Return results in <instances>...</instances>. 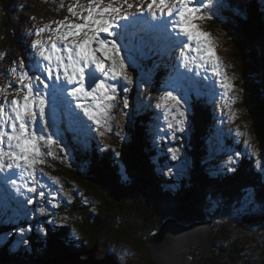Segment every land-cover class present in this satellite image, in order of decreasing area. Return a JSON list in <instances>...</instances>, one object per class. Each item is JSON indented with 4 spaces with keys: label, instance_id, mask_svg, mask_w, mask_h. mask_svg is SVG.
Returning a JSON list of instances; mask_svg holds the SVG:
<instances>
[{
    "label": "rangeland",
    "instance_id": "rangeland-1",
    "mask_svg": "<svg viewBox=\"0 0 264 264\" xmlns=\"http://www.w3.org/2000/svg\"><path fill=\"white\" fill-rule=\"evenodd\" d=\"M84 1L85 0H12V8L15 15H17L16 17L14 16L9 19V21L13 23V26H16V29L18 28L20 30V33L22 32L21 29H24V36L21 37L19 32H17L9 34V37L1 36L0 38V57L2 55L3 60H5V58L7 57L6 63L0 64V105L4 106V111L6 113H10V101L12 99H16L15 97L10 98V92L15 90L7 86L15 87L16 89H20L24 92H27V89L21 88L20 85L28 84L30 81L29 79L21 80L20 74L32 68L34 61H41V68L47 67L48 62L42 61V57L39 56V52L43 48V50H45L47 54V52L51 51V45L53 42L58 45L59 49V51L54 54L53 61L51 62L53 70V80H55V77L57 76V74H59L60 78L58 80H55L56 84L59 85L62 81L64 83H67L63 75V67H60L59 73H57L55 55H61L63 57L64 63H68V53L64 51L65 45L70 44L72 39H76L77 42H80L84 39L85 33H87L86 29L81 31L80 34L75 37H69L67 41L59 39V37L62 36L65 31L70 30L68 29L67 25L71 23H85V11L83 9ZM144 3L148 14L156 15L158 17V20L159 14H161L164 16V21L168 23L172 27V29H174L175 31L179 29L173 27L169 23L170 18L179 19L175 15L178 8L173 6L170 1H165L163 5H160L159 0H156V3L153 4V7L151 9L148 8V5L152 4V0H149L148 2L144 0ZM241 3L242 1L238 2L237 4L240 5ZM157 4L160 6V9L159 12L155 13L152 10L155 8V6H157ZM105 5L107 6V8H116L114 6V0H106ZM194 5L195 7H199L200 9L201 6L204 5V7L202 8L205 9L206 7H208L207 11H209L212 7H216L217 5H219V1L200 0L199 5H197L195 3V0H192V2L188 6L194 7ZM166 7H170L174 15L169 16L170 12L167 10ZM244 7V5H241L239 9L242 10L244 9ZM69 8L72 9L71 12L69 11ZM16 10H18V12ZM160 11L162 12L160 13ZM129 12L133 13V10H130ZM240 12L243 16L244 10L243 12ZM5 14L6 9L4 1L0 0V19L3 20ZM22 14L24 18H22ZM240 14H235L232 10H230V12L225 15L227 17L224 16L225 18L221 20L222 25H225L227 23L235 24L234 21L239 23V19L237 17ZM107 16L111 18V13H107ZM28 17L30 18L31 22H27ZM36 19H38V23H36ZM253 21L255 23L254 25H261V35L260 38L256 39V42L259 45L258 53L262 55V59L259 60L258 65L254 66V68L258 70L257 74L255 75V78L257 79L258 75L260 74L259 81L262 82L257 85V90L255 91L256 94L253 98V101L250 100L252 95L251 94L247 97L244 102L249 111V113L247 114L244 113V104H240L237 98L238 93L235 91L236 85L234 84L233 74L229 72L230 69L227 67V64L229 66L231 63V61L228 63L230 49L227 48L229 45L231 46V43L227 45V43L224 42H228L231 39L232 41L234 39H237L238 34L243 32L241 25H238V28L231 27L230 30L236 34L231 35L230 32L226 31V40L223 39V41L222 39H220L221 41L220 43H218L219 46L223 47V49H219L218 51L215 50L216 56L218 57L217 70L220 72L219 76H217L213 70L214 62L207 61L206 56L203 52L196 51L195 41L187 42V38L184 37V46L180 48L182 49V63H184L182 72L183 79L179 80L175 84L176 90L178 89V91L184 94L183 99L187 101L186 105L183 102H181L179 105H176L175 101L174 103L169 102V105H166L162 101L163 99L156 98V96L153 95V92L151 94L146 93V91L148 90V82L151 80V84L153 83L151 76L146 77L145 75H143L139 79L136 73H132L130 75L132 79V83H130V86L134 93V96L136 97V99L133 100L132 111L136 114H141V110L144 106L146 108H152L153 110H155V113L157 115L153 112V110H151L152 115L154 116L155 123H153V128H155L153 134V141L155 136L157 135V138L154 142V150H157L160 153L156 156V161H160L159 159L162 158L161 156L165 158L163 162L165 165H168L166 167L167 170L165 172H160L164 173L168 178L170 176L173 178L172 188H176L177 186V190L181 192L180 194H177L181 196L184 191L187 190V188H185L183 185L184 180L186 179L189 184L194 180L189 175L191 167L197 165V163H194V161H199L200 155H203L202 153H197V151L193 149L195 145L202 144V142H200L199 140H211V142H208V140L207 143L204 142V144H202L206 145L207 151L210 152V154L206 153V156L203 155L202 159L206 166L208 165L210 171L217 170V172L222 173L227 172L226 169L229 168H234L236 170L237 168L245 165V163L243 162H246L248 163L246 164L247 166L249 164H252V167L256 170V172L260 173L264 177V167H262L264 166V127H262V124L261 127L263 129L262 131L258 130V133L257 130H254L252 132V128H249L248 125L250 122L253 128H257V125H259L261 122L264 123V13L261 9H258V14L253 16ZM28 27L30 28L31 32L26 33V31L29 30ZM58 28L60 30L59 32H57ZM40 29H44V31L41 32ZM213 30L215 34H218L220 36L222 34V31H224H220V29L216 27H213ZM168 32H170V30ZM176 33L178 34L179 32L177 31ZM145 34L148 35L149 32H145ZM147 38L148 37L140 39L137 44L133 42L131 44L134 48H136L137 45L140 46L138 52L143 57H154V48L150 47L149 49V45L145 44L147 43ZM36 41H40V45H36ZM186 43L188 45L187 47H185ZM142 44L145 45L143 46ZM244 45H246L245 41ZM244 45H240V43L237 44V46L246 48ZM96 57L103 63L105 62L101 58V56L96 55ZM8 62H11V65L14 66V69L16 70L15 76L17 77H15V80H10L6 77V67ZM168 63L170 65V62ZM21 64H23L24 67H20ZM222 64H224V68L223 66H221ZM233 64L235 63L233 62L232 65ZM156 66L157 63L154 61L151 68H155ZM91 67H95V65H91ZM172 68L174 69L175 76L182 75L180 72L177 71L178 68L176 69V67L171 66V69ZM69 71L71 70L69 69ZM35 74L36 73H30V76ZM97 75L109 76L106 71H104V73L98 72ZM170 80L174 83L173 76ZM31 82L36 83L35 80H32ZM45 82L51 85L53 81L46 80ZM165 82L167 84H170L167 80ZM222 82L231 83V90L226 91L222 87ZM75 86L77 85H69L67 91H65L68 96V99L70 98L71 101H75V105L73 103H68V105L66 106V110L63 111L64 115H59L58 118L52 110H55V108L51 103L48 102V99H46L45 121L48 124H51L53 121H55L56 125L55 129L48 126L45 127L46 138L48 135H52L53 131H57L58 134L62 133L64 138L61 143L57 144L55 143L56 137L53 136L54 144L53 146H51V156L47 155L49 148L48 146H46L45 142H39V146L41 147L42 153L41 159L43 162L37 163L33 166L35 169L34 175L32 177H29L28 171L24 170L23 167L21 169L9 170L7 168V164L10 162V158L7 155H5L4 157L5 167L3 169H0V223L1 221L4 222V229L6 231H0V246H3L7 243H11L9 249H13L14 251L17 250V253L15 254L16 257L19 256L21 258L22 255L20 254V251L30 249L34 245H37V243L36 241H30V237L28 238L29 235L27 234V232L23 237L27 241V243L22 244L21 234L14 233L13 228L11 230L9 229V227H11V223L15 226L20 225L21 227H26L23 222L29 221V223H32L34 219L35 221L38 220L39 226L43 224L46 225L44 228L41 227V232L35 233V236H37L38 238L39 246L42 247L44 250H55L56 252L53 253L54 255L61 254V252H63L64 250L60 249H63V247H65L66 245H71L73 242H75V239L78 238L77 236H81L80 233L79 235L76 234L74 228L75 226H77V222L80 220V218L84 217L85 211H80L81 216L79 217V215L77 214V210H73L74 202L81 203L84 207H86V209H91V207L89 198L83 191L82 184L86 185V182L83 179L78 178L77 176L71 177L68 174L62 172L65 170H72L74 167H76L80 169L83 173H85V169L78 164H82V161H79L80 159L78 160V155L76 154V151L80 149L77 148L74 151L76 155L74 156L72 144L81 146L85 144V147H82L84 152L89 150H91L92 152H97L98 150L100 153L99 156L103 157L105 155L106 150L111 155H114L116 151H118V148L116 146V137H114L115 135L117 136L119 141L125 143L131 137V133H134L132 132V128H134L133 125L129 123V111L125 109L126 107L121 108L124 109L123 111H118L119 109L117 108L120 105L118 100H122V93H118L114 101H102V103L104 104H112V107L110 109H106L105 112H100V110L95 108L96 101L93 100L92 97L84 98L82 96L77 99L68 95V91H71V88ZM85 87L86 90L90 91V89L88 88L87 79L85 80ZM155 87L160 90L165 89V87H163L162 85ZM40 88L42 90L41 94L44 95L42 84L40 85ZM169 88V90L171 91L172 84H170ZM192 88H194V90ZM200 88H202V90ZM198 89H200V92ZM218 89L222 91L223 98L216 100L219 104L216 105V108L214 107L215 113L217 114L214 117V123L220 125H217V129H215L214 131H211L210 133L206 134L207 136L203 134L197 136L194 134L192 136V123L189 124V120L192 119V116L189 115L191 112L190 109L188 110L185 116H180V111H182L181 109L191 106V99L188 97V95L192 98L195 96L202 97V93H204V91H217ZM61 91L63 90L59 88L54 91V94L57 98V105L59 107L64 106ZM143 93H145V95H143ZM245 93L246 91L244 90V92H242V102L245 98ZM149 94L150 98H148ZM173 95L175 96V92H173ZM169 100L171 101V99ZM77 105H81V107H77ZM157 105H160V107H157ZM84 108H87L90 112H95L96 119L89 120L88 116L84 114ZM112 109H116V113L117 111L124 113L125 117L122 119V116L119 113L117 114V116H113V114L111 113ZM36 111L38 113V108H36ZM198 114L201 113L199 112ZM257 116H260L262 118L259 123ZM125 118H127V120ZM114 119L117 120V125L122 126L123 129L115 125L116 123L114 122ZM96 121H98L99 123H97ZM179 121H184V123L181 124L179 123ZM66 123H69L71 127H65L64 125ZM216 124H214V126ZM219 127L223 128V130H220ZM67 129H70V133H68L70 134V136L68 139L65 138V133ZM0 130L10 134V128H8L7 125H5ZM225 131H228V133L226 134L231 137L230 143L225 137ZM93 135L97 136L102 143H105V145H107V149H103V147H100L98 143H94L93 146H91L92 144L89 143L88 136L93 137ZM243 135H245V137ZM255 136H257L258 138H255ZM245 138L248 142L245 140ZM64 142H67L68 144H65ZM111 144L113 147H109V145ZM0 147H3L5 153H8L9 151H16L14 147L11 149L9 148L7 135L4 136L3 144L0 145ZM190 150L193 152L194 156L190 154ZM230 156L232 157L231 160H229ZM112 160V157H109V161ZM21 164H23V161H21ZM125 166L128 165L125 164ZM131 166L137 168V165L134 162H131ZM187 169L188 172H186ZM30 170L31 169H29V171ZM121 170L124 172L122 168ZM135 171L142 173L140 172V170L137 169H135ZM197 172L201 173V176L203 177L201 169H197ZM60 173L65 175L62 176V174ZM190 173H192V171H190ZM9 175H11L12 177H10ZM124 175H126V177L129 179L128 182H132L130 180V178H132L130 174L124 172ZM193 175L195 180L197 181L198 176L194 174V171ZM159 177L161 180V176ZM182 178H184L183 181H181ZM178 182H181V184H179ZM152 187H158L161 192L165 189V187H167V192L171 188V186L169 187L168 185L163 186L157 184H152ZM161 187H164V189H162ZM207 187L210 188L211 186L207 185ZM193 188L194 186L191 185V189ZM211 188L216 189L213 187ZM31 189H36V191L33 192L31 191ZM41 191L44 193L43 196L39 195ZM246 192H248L246 197H243L241 201H243V207L248 208L249 210L247 212L236 211L235 215L243 214V216L235 220L221 221L220 225L225 226L229 222H234L235 227L239 226L240 229L249 228L247 229V236L244 238V236L241 234L239 239L251 250L252 254H259L261 248L258 247L255 241L258 238L264 240V212L255 211L256 209L252 210L251 207L249 208V204L246 203V200L249 196H251L252 198L251 201L254 200L255 195L253 190L251 189L246 190ZM131 197L133 199H131L130 203H125L126 206L122 209V214L128 213L129 210L127 207L133 203L138 202V198L136 195H132ZM177 198L179 197H176L174 195L170 197L171 203L176 206L177 203L175 201ZM95 206L98 207V205ZM217 206L218 205L215 202H212L213 213L215 211V207ZM40 207L44 209L43 212L40 211V209H42ZM136 209L141 222L143 218L149 216H151L152 219L154 215H156L157 221L159 218H161V212H151L148 208L140 209L139 205L136 206ZM97 210L98 209L93 211L95 212ZM8 212H13V215H16L15 219L18 221L17 224H14L10 220V222H6L7 219L5 220L4 217H7L6 213ZM246 215H251L250 219H248V217L244 219ZM49 217L51 218V220H49ZM168 218L172 217H167L165 221ZM44 219L46 221L49 220L50 223H46ZM242 220L244 221L241 224ZM73 221H75L76 223H73ZM49 224H52L53 229L56 228L55 235H57V237H59V239L65 245H63L60 249L49 248V244L43 237V235L48 233ZM137 225L138 224H136V227ZM220 225L218 227H220ZM252 226L256 227V234L251 233L253 232ZM53 229L51 231H53ZM220 229L221 231H223L222 227H220ZM238 232L239 231L235 229L232 232L233 236L231 237V239L229 236H227V234L223 235L220 238L221 245H224L225 242H230L234 236H237V240L235 241L240 243L238 239ZM124 233L125 231L121 227H116V229L113 228L108 234L110 237L109 239L103 238L102 240H98L91 247L88 246L89 243L87 239L85 241L84 239L83 241L79 240L78 242L84 246L87 244V246L89 247L86 249L87 251H89L90 249L95 250V259L97 261V264H101L103 262H107L108 264H149L148 257L146 254L148 247H146L145 239L136 233L130 234L128 232L126 233L128 235ZM136 236L140 237V239L138 240ZM59 239H57L58 244H60L61 242ZM263 243L264 242H262V244ZM43 249H40L41 253L44 252ZM69 252H74V254H80L82 258H89L85 254V249L82 250L80 246H78L77 250L74 251L69 249L68 253ZM48 258H51V256H49ZM62 260L70 261V258L68 256L63 258ZM44 262L45 261H43L42 264ZM242 262H244L243 259L238 261V263ZM0 264H4V262L0 261Z\"/></svg>",
    "mask_w": 264,
    "mask_h": 264
},
{
    "label": "trees",
    "instance_id": "trees-1",
    "mask_svg": "<svg viewBox=\"0 0 264 264\" xmlns=\"http://www.w3.org/2000/svg\"><path fill=\"white\" fill-rule=\"evenodd\" d=\"M3 1L5 4L6 14L4 15L3 20L0 19V31H2L1 35L5 34L7 37H9L8 35L15 33L16 30V26H13V23L9 21V19L15 16V13L12 8V0ZM235 1L236 3L241 2L237 0ZM155 9L159 10L160 6L157 4V6H155ZM251 9L252 7H244V9L240 10L242 12L244 10V13L243 16L242 14H240L237 17L239 19V23L234 21L235 24L227 23L225 25H222L221 20L227 17L225 15H227L230 10H224L220 18L210 22L211 27L213 26L219 28L220 31L224 30L222 31L221 36H218V34H213L216 39L210 36L214 48H217L218 50L223 49V47L219 46L218 43H220V39H225V34L227 31L226 27L228 28V26H230L238 28V25L242 26L243 32L238 34V37L240 36L239 38L234 39L233 41L230 40L228 42L224 40L223 41L226 42L227 45L231 43V46L229 45L227 47L230 49L228 63L231 61L229 66L227 64V67L230 69L229 72L233 74L234 84L236 85L235 91L238 93L237 98L240 104H244L243 106L245 108V114L249 113L248 108L244 103L245 100L251 94L252 97L255 96L257 85L262 82L259 81L260 74L258 75L257 79L255 78L258 70L254 68V66L258 65L259 60L262 59V55L258 53L259 45L256 42V39L260 38L261 35V25H254L255 23L253 21V16L257 15L258 13L252 11ZM205 10L207 11L208 7L203 9L201 12L204 13L206 12ZM130 41L135 44L138 43L135 39H131ZM147 41L149 43V46L152 45V43L154 42V37L148 35ZM244 41L246 43V45H244L246 48L237 46L238 43L244 44ZM246 54H248L251 58L250 64L248 63V60L245 56ZM244 56L245 58L243 60ZM233 62L235 64L232 65ZM168 67L166 75L169 74L170 68ZM248 76L251 77V84L249 85L246 83L245 79ZM165 81L166 80L162 81L161 85L165 87L167 91H170V84H167ZM150 86L151 80L148 82L147 88L149 89ZM192 89L194 90V88ZM200 89H198L199 92ZM244 90L246 91V93L245 98L242 102V92H244ZM130 98L131 100L136 99V97H133L132 95L130 96ZM153 112L155 113L154 110ZM199 112L201 114H198ZM134 116L135 122L133 124L134 128H132L134 136H131L129 140L124 143L122 141H119L116 135H113L114 137H116V146L118 148V151H116L114 155H111L106 150L105 155L101 157L99 156L100 153L98 150L97 152H92L91 150L84 152L81 146L72 145L74 156H76L74 151L77 148L80 149L76 151V154L78 155V160L80 159L79 161H82V164H78L85 169V173H83L76 167H74L72 170H65L62 172L68 174L71 177L77 176L78 178L83 179L86 182V185L82 184L83 191L89 198L90 207L92 210L86 209V207H84L79 202H74L73 210H77V214L79 215V217L81 216L80 211H85V215L84 217L80 218V220L77 222V226H75V228L77 227L78 229L75 231L76 234L79 235L80 233L81 236H77L78 238L75 239V242L68 246H65L64 243L59 239V237L55 235L56 228L53 229L52 224H49L48 233L45 234L47 235L46 241L49 244V248L60 249L64 245L65 247L60 250H64L63 252H68L69 249L74 251L77 250L78 246H80L82 250L85 249V252H87L86 249L89 248L88 246L91 247L96 241L102 240L103 238L109 239L110 237L108 234L113 228L116 229V227H121L125 231L124 234L128 232L130 234L136 233L145 239L147 235L155 232L167 217H173L178 221L185 223L202 221L206 220L208 217H213L217 225L219 226L221 224V221L237 219V215H235V213L237 209L242 206L243 201L241 200L243 197H246L248 193L246 192V190L248 189L253 190L255 195L254 200L251 201V209H256L255 211H261V205L258 201L261 198H264V177L260 173L256 172V170L252 167V164H249L247 166L246 164L248 163L246 162H243L245 163V165L237 168L232 172L227 171L219 173L217 172V170L210 171L208 165L206 166V164L202 160L203 155L206 156L207 154H210V152L207 151V146L202 145L204 144V142L207 143L208 139L199 140L200 142H202V144L195 145L193 147V149L196 150L197 153L199 152L203 155H200L199 161H194V163H197V165L191 167L190 171H192V173H190L189 171V175L194 180L189 184L186 179H181V181L184 180L183 185L185 188H187V190L184 191L182 196L179 195L181 192L177 190V186L176 188H172L173 178L171 176L168 178L164 173H160V171L165 172L167 170L166 167L168 165H165L163 162L165 158L161 156L162 158L159 159L160 161H156V156L160 153L159 151L154 150L153 134L155 128H153L152 125L154 118L152 113H150V111H141V114H136L134 112ZM257 118L259 123L262 118L260 116H257ZM213 119L214 111L210 110L207 104L195 105L194 114L192 115V119L189 120V124L192 123L191 135H206L213 131L216 128H213ZM248 125L249 128H252V132L254 130L262 131V127H264V123L262 122L257 125V128H253L250 122ZM256 137L257 136H255V138ZM156 138L157 135L155 136V139ZM88 139L89 143L92 144L91 146H93L94 143H98L100 147H103V149H107V145H105V143H102L97 136H88ZM230 139L231 138H229V141ZM245 140L247 141L246 138ZM64 143L68 144L67 142ZM109 147H113L112 144L109 145ZM189 152L192 156H194L191 150ZM109 157H112L113 160L109 161ZM131 162H134L137 165V168L132 167ZM125 164H127L128 166H125ZM121 168L125 173H128L130 174V176H132V178H130L132 182H128L129 179L126 177V175H124V172L121 170ZM135 169L140 170V172L142 173L136 172ZM197 169L202 170L203 177H200L201 173H198ZM193 171L196 175L198 173L197 181L194 178ZM186 172H188V169L186 170ZM65 174H62V176H64ZM159 176H161V180ZM178 183L181 184V182ZM152 184L163 186L168 185L169 187L171 186V188L167 192V187H165V189L164 187H161L162 189H164L161 192L158 187H152ZM191 185L194 186L193 189H191ZM207 185H210L211 187L216 189H212L211 187L209 188L207 187ZM132 195L137 196L138 202L128 206L127 208L129 212L122 214V209L126 206L125 203H130L131 199H133L131 197ZM173 195L179 197L175 201L177 203V206L171 203L170 197ZM212 202H215L218 205L217 207H215L214 213L212 212ZM95 205H98V207ZM137 205L140 206V209L148 208L151 212H161L162 214L161 218H159L160 220L158 219L157 221V216L154 215L152 219L151 216H149L143 218L141 222L136 209ZM96 209L98 210L94 212L93 210ZM23 223L27 225L29 221H24ZM73 223L76 222L73 221ZM32 224L34 227L33 230L28 233V238L30 237V241H36L37 245H34L30 249L20 251V254L22 255L21 258L19 256L16 257L15 254L17 253V250L14 251L13 249H9L11 243L0 246V261H3L4 264H40L41 261L43 262L47 260L49 256H52L53 253L56 252L55 250H44L39 246L38 238L37 236H35V233H38L35 230V228L39 226L38 220L35 221L33 219ZM136 224H138L137 227ZM4 225V222L1 221L0 231H6L4 229ZM10 226L11 227H9V229L11 230L13 228L14 233H17L15 229L21 228L20 225L15 226L12 223L10 224ZM220 227L223 228V231H221ZM220 227L218 233L219 235L217 238V242L219 243V238H221L223 235L227 234V236H229L231 239V237L233 236L232 232L235 229L239 231L238 239L240 238L241 234L245 238L248 234L247 229H249H240L239 226L235 227L234 222H229L225 226L220 225ZM252 227L253 232H251V230L250 232L256 234V227ZM52 229L53 231H51ZM236 237L237 236H234L233 239L237 240ZM136 238L138 240L140 239V237L137 236ZM57 239L61 241L60 244L57 243ZM83 239L84 241L87 239L89 243L88 246L87 244L84 246L78 242L79 240L83 241ZM262 242H264V240L260 238L255 241L258 247L261 248V253L259 254H252L251 250L248 251L249 248L241 241L240 243L236 241L230 243L228 249L236 257L237 261L238 259H243L245 262H259L262 254L264 253V243L262 244ZM147 246L148 243L146 242V247ZM40 249H43L44 252L41 253ZM246 253L247 257L249 258L247 261L245 259Z\"/></svg>",
    "mask_w": 264,
    "mask_h": 264
},
{
    "label": "snow or ice",
    "instance_id": "snow-or-ice-1",
    "mask_svg": "<svg viewBox=\"0 0 264 264\" xmlns=\"http://www.w3.org/2000/svg\"><path fill=\"white\" fill-rule=\"evenodd\" d=\"M192 2V0H180L181 7L177 9L175 15L178 16V24L181 33L184 37L187 38V42L195 41L196 43V51L203 52L206 56L207 61H212L213 70L217 76L220 75V72L217 70L218 57L216 56L214 46L210 39V34L204 31L199 30V28L193 25V20L198 18L197 14L200 13L199 7H189L188 5ZM156 3V0H152V4L148 5V8L151 9L153 4ZM160 5L165 3V0H159ZM195 3L199 5L200 0H195ZM261 3L264 4V0H261ZM128 8H132V4L127 5ZM218 10H232L235 14H240V9L238 6H233L230 0H219ZM71 12L72 9L69 8ZM99 15L103 16L109 12H119L117 8H104L102 10H95ZM206 11V10H205ZM93 10L89 9V15L85 18V24H75L71 23L67 25L69 31H65L59 39L67 41L69 37H75L80 34L81 31L88 28V30L92 33L88 35L85 33L84 39L80 42H77L76 39H72L70 44H66L64 47V51L68 53L67 59L68 63H64L63 57L61 55H55L56 68L57 73H59L60 67H63V75L66 79L67 83L63 81L57 85L55 80H58L59 74L53 80V70L52 64L54 54H56L59 49L58 45L53 42L51 45V51L45 52L42 50L39 52V56L42 57V61L48 62L47 67L41 68V61H34L33 67L28 69L25 72L20 74L21 80L29 79L28 84H21V88H26L27 92L23 96V102L21 103L18 99H12L10 101L11 110L10 113H6L4 111V106L0 105V129H2L5 125L10 128V134L5 131L0 130V145L3 144L4 136L7 135V141L9 148H15L16 151H9L5 153L3 147H0V169L5 167V155L9 156L10 162L7 164V168L9 170L12 169H21L28 171V176L32 177L34 175L35 169L34 165L37 163H42V153L41 147L39 146V142H45L46 146H48L49 151L47 155L51 156V146L54 144L53 136L56 137L55 143L59 144L63 140V134H58L57 131H53L52 135H48L46 138L45 127H52L55 129V121L51 124H48L45 118V107H46V97L41 94L42 90L40 85H43V89L49 90V97H53L54 91L59 88L63 91H67L69 85H77L71 88V91H68V95L73 98H79L83 96L84 98L92 97L93 100L96 101L95 108L100 110V112H105L106 109H110L112 104H104L102 101H114L116 99V95L118 93H122V104L124 107L128 106L127 92H128V84L132 83L131 77L124 76L125 62L120 59V50L115 42L111 43V49L106 47L109 43L108 37L117 35L114 31L113 22L105 19H97L93 16ZM174 15L173 13H169V16ZM215 15V13H213ZM127 19V17H124ZM89 25L94 27L89 28ZM192 29V30H190ZM41 32L44 29H40ZM59 28L57 32H59ZM106 33L107 35L100 39L98 38V34ZM96 43L98 45L97 48L93 49L92 44ZM36 45H40V41H36ZM35 46V45H34ZM187 43L185 47H187ZM97 51L102 52L107 56V54L112 51L115 53L114 56L109 57L112 60V65L108 69V71L112 74L111 80H109L107 75L103 77L98 76L97 73H104L105 65L102 61H100L95 53ZM117 61H119V70L117 71ZM91 65H95V67H91ZM20 67H24L23 64ZM69 69L71 71H69ZM30 73H36L35 75L30 76ZM46 74V75H45ZM118 76H124V80H117ZM87 79L88 88L86 90L85 80ZM35 80L36 83L31 82ZM46 80H52V84L49 85L46 83ZM124 81H127L125 83ZM222 87L226 91H230L232 88L231 83L222 82ZM176 102V105H179L183 102L185 105L187 101L183 99L181 96L180 99H177L176 96L173 95L171 91L166 92L164 96V100H169ZM55 108L57 101L53 97L48 101ZM70 103V102H69ZM175 106V105H173ZM77 107H81V105H77ZM160 107V105H157ZM38 108V113L36 111ZM179 110V109H178ZM84 114L88 116L89 120L96 119V113L90 112L87 108L83 109ZM188 112L187 107L184 110L180 111V116H185ZM99 123L98 121H96ZM179 123H184V121H179ZM232 157H229L231 160ZM23 161V164H21ZM264 167V166H262ZM29 169H31L29 171ZM227 171H234V168L226 169ZM31 191L35 192L36 189H31ZM39 195L43 196L44 193L41 191ZM251 196H249L246 200V203L249 204V208L251 207ZM31 202V201H29ZM261 205V211L264 212V198H261L258 201ZM249 209L244 208L243 205L241 208L237 209V212H247ZM41 212L44 209H40ZM33 224L28 223L26 227H21L15 229V231L21 234L22 239L21 243H27V241L23 238L27 232H31L33 230ZM37 232H41V228L37 226L35 228ZM46 239V236L44 237Z\"/></svg>",
    "mask_w": 264,
    "mask_h": 264
},
{
    "label": "water",
    "instance_id": "water-1",
    "mask_svg": "<svg viewBox=\"0 0 264 264\" xmlns=\"http://www.w3.org/2000/svg\"><path fill=\"white\" fill-rule=\"evenodd\" d=\"M226 29L231 35L236 34L230 30V26ZM245 56L250 64V56L248 54ZM245 79L248 85L251 84V77L248 76ZM253 98L254 96H251L250 100L253 101ZM257 132L259 133L258 130ZM213 224L214 227L210 220L208 222L197 221L185 226L177 224L173 218H168L156 233L145 238L148 243L146 254L149 264H234L230 250L223 245L222 249L217 247L218 226L214 222ZM86 254L88 259L82 258L80 254L61 252L59 255L53 254L51 258H47L44 264H97L95 250L90 249ZM68 256L70 261L62 260ZM260 259L263 260L246 264H264V253Z\"/></svg>",
    "mask_w": 264,
    "mask_h": 264
},
{
    "label": "bare ground",
    "instance_id": "bare-ground-1",
    "mask_svg": "<svg viewBox=\"0 0 264 264\" xmlns=\"http://www.w3.org/2000/svg\"><path fill=\"white\" fill-rule=\"evenodd\" d=\"M230 1H232V0H230ZM237 1H242V0H237ZM202 7H204V5L203 6H201V11L203 10V8ZM207 8V7H206ZM167 10L169 11V12H173L172 11V9H170V7L169 8H167ZM152 11H154L155 13H157V12H159V10H156L155 8L152 10ZM200 11V12H201ZM162 11H160V13H161ZM150 13H152V12H150ZM131 14H133V13H131ZM153 15V14H152ZM178 17V16H177ZM247 23V22H246ZM160 30L161 31H163L161 28H160ZM178 32L180 31V28L177 30ZM177 31H175L174 29H173V32H177ZM145 32H147V31H145ZM148 33V32H147ZM179 35H180V32L178 33ZM135 34L134 33H132V36H134ZM148 35H150V36H153L151 33H149ZM148 35H146L145 34V37H148ZM240 37V36H239ZM238 36H237V38H239ZM232 40V39H231ZM16 42V41H15ZM185 42V41H184ZM18 45V44H17ZM147 45H149L148 44V41H147ZM19 47V46H18ZM180 48H182V47H178V49L179 50H181ZM146 56V55H145ZM153 56H149V58H152ZM154 58V57H153ZM244 58L245 57H243V60H244ZM184 64V63H183ZM187 66V65H186ZM185 66V67H186ZM155 111V110H154ZM61 118H62V116H61ZM65 127L66 126H68L69 128L71 127V125L69 124V123H66L65 125H64ZM155 142V138H154V141H153V143ZM209 169V168H208ZM205 172V171H204ZM161 173V172H160ZM197 175H198V173H197ZM10 177H12L11 175H9ZM200 176H201V174H200ZM20 181V180H19ZM200 186V185H199ZM239 192V191H238ZM6 216L7 217H4L5 218V220H6V222H10V221H12L14 224H17V220L15 219V216L16 215H13V212H8V213H6ZM70 217V216H69ZM72 217V216H71ZM173 218V217H172ZM73 219V218H72ZM173 219H175V218H173ZM10 220V221H9ZM176 220V222H177V224H183V225H185V226H189L190 224H192V223H194V222H191V223H182V222H180V221H178L177 219H175ZM210 220H212V226L214 227L215 225L213 224V222L216 224V221L214 220V218L213 217H208L206 220H202V221H199V222H208V221H210ZM195 222H197V221H195ZM165 223V222H164ZM164 223H162V224H164ZM217 225V224H216ZM46 225H41V226H39L40 228L41 227H45ZM161 226V225H160ZM160 226L158 227V229L160 228ZM218 226V225H217ZM218 228V231H219V227H217ZM75 229V231L77 230L76 228H74ZM158 229L155 231V232H153V233H151V234H149V235H152V234H154V233H156L157 231H158ZM29 233V232H28ZM27 233V234H28ZM17 235V234H16ZM149 235H147V236H149ZM45 236H47V235H43V237H45ZM221 236V235H220ZM217 247H219V248H221L222 249V247H221V244L218 242L217 243ZM147 252V251H146ZM70 253H74V252H70ZM85 254H86V252H85ZM86 256H88L87 254H86ZM231 257L233 258V263L234 264H246V262L244 261V262H242V263H238V261H240V260H242V259H238V261H237V259H236V257L231 253ZM263 259H260L259 260V262H261ZM47 262V260H45V262L44 263H46ZM43 263V264H44ZM257 264V263H256Z\"/></svg>",
    "mask_w": 264,
    "mask_h": 264
}]
</instances>
